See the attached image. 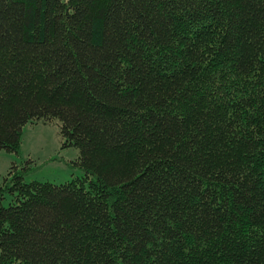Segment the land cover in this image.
Masks as SVG:
<instances>
[{"label":"trees","instance_id":"obj_1","mask_svg":"<svg viewBox=\"0 0 264 264\" xmlns=\"http://www.w3.org/2000/svg\"><path fill=\"white\" fill-rule=\"evenodd\" d=\"M54 119L85 175L13 162L0 264H264V0H0V151Z\"/></svg>","mask_w":264,"mask_h":264},{"label":"rangeland","instance_id":"obj_2","mask_svg":"<svg viewBox=\"0 0 264 264\" xmlns=\"http://www.w3.org/2000/svg\"><path fill=\"white\" fill-rule=\"evenodd\" d=\"M63 142L59 119L26 124L20 153L0 151V184H4L13 162L30 166L26 172L27 181L34 179L59 184L84 176L85 170L78 163L80 149L76 146L65 147ZM10 198L6 194L3 203L9 205Z\"/></svg>","mask_w":264,"mask_h":264}]
</instances>
